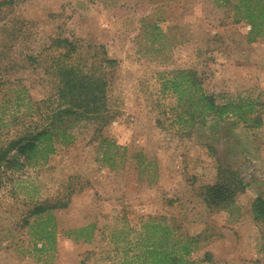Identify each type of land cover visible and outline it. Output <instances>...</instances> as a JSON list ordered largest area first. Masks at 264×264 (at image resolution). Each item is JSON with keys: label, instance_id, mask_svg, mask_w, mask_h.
<instances>
[{"label": "rangeland", "instance_id": "1", "mask_svg": "<svg viewBox=\"0 0 264 264\" xmlns=\"http://www.w3.org/2000/svg\"><path fill=\"white\" fill-rule=\"evenodd\" d=\"M237 19L234 0H0V103L14 100L18 87L28 88L27 101L52 93L45 65L31 57L45 59L55 38L81 41L88 59L118 61L108 69L104 127L76 123V140L59 144L47 163L0 180V264H126L125 238L113 234L135 240L154 218L199 237L193 259L264 264V225L252 214L264 196V37L250 41L251 25ZM184 69L197 72L219 103L254 102L263 124L189 119L164 89ZM222 171L236 173L246 188L229 210L205 202ZM55 201L69 203L53 212L55 249L38 252L39 236L27 222L36 204ZM83 227L93 231L91 242L66 235Z\"/></svg>", "mask_w": 264, "mask_h": 264}, {"label": "trees", "instance_id": "2", "mask_svg": "<svg viewBox=\"0 0 264 264\" xmlns=\"http://www.w3.org/2000/svg\"><path fill=\"white\" fill-rule=\"evenodd\" d=\"M231 0H224L228 4ZM236 1V2H235ZM12 4V3H10ZM234 8L239 19L251 25L249 40L264 37V0H234ZM158 29V26H155ZM81 41L69 38H55L45 59L31 57L36 66L45 65L46 74L52 79V93L44 99L26 100L29 90L18 87L16 98L0 103V180L8 171L17 173L25 167H38L47 163L56 153L59 144H72L76 137L73 128L78 122L100 123V130L108 122V69L113 71L118 64L116 59L93 56L82 53ZM83 55L84 63H81ZM49 63L48 65L45 63ZM51 62V64H50ZM166 79L164 89L172 90L183 106L190 112V118L198 114L204 118L225 121L238 118L249 125L260 127L263 120L255 116L256 104L249 99L238 98L219 103L217 98L209 95L203 87L197 72L177 70ZM7 82V81H6ZM2 84H9V81ZM1 84V85H2ZM3 97H7L4 94ZM9 105H12L10 113ZM14 105V107H13ZM24 107L26 113L19 115ZM254 115V116H253ZM183 119V117H181ZM188 119V120H189ZM16 130H12V127ZM108 145L110 140H103ZM109 151V149H108ZM17 154V157L14 156ZM1 183V181H0ZM244 180L234 172L222 171L221 177L205 189V202L215 210H229L235 206L237 196L245 192ZM68 202L55 201L36 204L31 212L33 221H28L31 229H36L39 236L36 242L38 252L55 249L57 241V222L54 210L64 209ZM255 220L264 225V196H259L252 203ZM118 231V230H117ZM69 238L91 242L94 235L90 227L72 229L66 232ZM120 240L125 238L126 264H206L207 259L196 260L192 256L199 251V237H183L177 228L166 219L154 218L143 223L137 239L132 240L126 233L113 234ZM45 242L39 249V242ZM35 251V252H37Z\"/></svg>", "mask_w": 264, "mask_h": 264}]
</instances>
